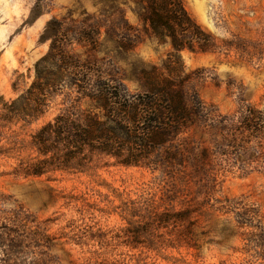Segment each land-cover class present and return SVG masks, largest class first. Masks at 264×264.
I'll list each match as a JSON object with an SVG mask.
<instances>
[{
	"label": "rangeland",
	"instance_id": "374dc122",
	"mask_svg": "<svg viewBox=\"0 0 264 264\" xmlns=\"http://www.w3.org/2000/svg\"><path fill=\"white\" fill-rule=\"evenodd\" d=\"M183 2L213 42L205 52L179 53L190 77L187 98L203 105L197 122L156 155L179 161L152 169L101 157L85 173L25 178L15 168L35 153L12 149L5 131L0 264H264V0ZM133 9L127 0H0V97L15 99L34 81L35 65L49 51L50 42L40 39L52 18L68 30L70 49L83 62H96L106 80L139 92L141 69H162L172 48L151 37ZM93 25L101 27L97 48L77 36ZM129 42L128 50L119 46ZM77 98L68 89L58 93L18 140L27 145L43 124L74 111ZM88 105L79 103L82 110ZM158 210L189 217L129 246V231L145 230Z\"/></svg>",
	"mask_w": 264,
	"mask_h": 264
},
{
	"label": "trees",
	"instance_id": "16d2710c",
	"mask_svg": "<svg viewBox=\"0 0 264 264\" xmlns=\"http://www.w3.org/2000/svg\"><path fill=\"white\" fill-rule=\"evenodd\" d=\"M127 1L134 5L133 12L151 37L169 41L172 52L163 68L143 67L139 73L141 90L129 93L117 82L106 80L96 62H83L76 56L63 23L56 18L49 20L40 39L50 42L49 51L36 63L34 81L15 99L0 97V142L8 130L12 135L5 140L12 149L35 153L32 159L20 161L16 175L29 178L53 172L85 173L101 157L113 159L114 166L152 169L179 161L173 155L161 160L156 155L195 124L203 111L201 101L189 100L184 91L190 77L183 71L179 53L205 52L213 38L190 15L183 0ZM77 36L97 48L101 27L90 26ZM129 44L119 46L128 50L132 47ZM64 89L78 96L74 111L61 112L43 124L30 135L27 145L18 140L20 133L46 115L54 96ZM82 100L89 104L88 109H80ZM4 154L0 151V156ZM188 217L186 211H155L145 230L139 225L129 231V246L142 245L143 234L180 226Z\"/></svg>",
	"mask_w": 264,
	"mask_h": 264
}]
</instances>
